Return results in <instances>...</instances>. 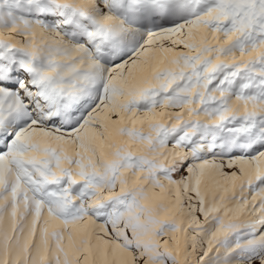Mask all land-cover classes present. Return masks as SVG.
Instances as JSON below:
<instances>
[{
  "label": "snow or ice",
  "instance_id": "snow-or-ice-1",
  "mask_svg": "<svg viewBox=\"0 0 264 264\" xmlns=\"http://www.w3.org/2000/svg\"><path fill=\"white\" fill-rule=\"evenodd\" d=\"M0 264H264V0H0Z\"/></svg>",
  "mask_w": 264,
  "mask_h": 264
}]
</instances>
